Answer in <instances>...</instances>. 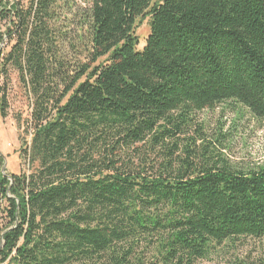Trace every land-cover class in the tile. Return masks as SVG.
I'll return each mask as SVG.
<instances>
[{
    "label": "trees",
    "instance_id": "16d2710c",
    "mask_svg": "<svg viewBox=\"0 0 264 264\" xmlns=\"http://www.w3.org/2000/svg\"><path fill=\"white\" fill-rule=\"evenodd\" d=\"M22 2L0 0V118L12 73L30 110L24 170L0 157V264H195L264 241V167L232 168L198 120L264 117V0ZM66 16L89 65L61 46Z\"/></svg>",
    "mask_w": 264,
    "mask_h": 264
},
{
    "label": "rangeland",
    "instance_id": "374dc122",
    "mask_svg": "<svg viewBox=\"0 0 264 264\" xmlns=\"http://www.w3.org/2000/svg\"><path fill=\"white\" fill-rule=\"evenodd\" d=\"M155 2L159 0H154ZM26 0H23L25 4ZM62 22L63 31L67 33V41L61 46L73 61L89 65L88 59L79 51L78 35L86 33L85 29L75 27L70 16ZM148 17L137 20L134 34L137 38V49L141 50L148 35ZM7 86L8 116L0 118V157L3 159V170L8 174H18L24 167L19 158L24 141L29 140L24 131V121L29 115V103L16 75L12 73ZM2 81H0V84ZM198 120L204 122V130L211 141H219V149L229 165L237 170L256 169L264 167V117L258 118L243 106L225 102L215 109L204 111L198 115ZM216 147V144H214ZM218 145V144H217ZM219 147V146H218ZM264 253V241L240 240L235 243H224L209 257L195 264H259L258 259ZM147 259L153 261L151 256ZM151 262L150 264H152Z\"/></svg>",
    "mask_w": 264,
    "mask_h": 264
}]
</instances>
